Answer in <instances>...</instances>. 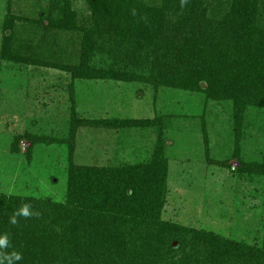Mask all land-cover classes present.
<instances>
[{
    "label": "trees",
    "instance_id": "1",
    "mask_svg": "<svg viewBox=\"0 0 264 264\" xmlns=\"http://www.w3.org/2000/svg\"><path fill=\"white\" fill-rule=\"evenodd\" d=\"M85 2L89 28L78 26L72 0H56L60 17L54 26L82 35L80 63L61 69L75 79L140 81L231 101L241 168L264 177V158L247 164L238 156L246 111L264 109V0H225L220 5L188 0L183 8L180 0ZM11 25L6 20L1 60L40 65L12 50ZM104 49L112 58L108 69L89 66L94 52ZM73 119L74 140L85 122ZM117 122L121 128L153 125L150 120ZM158 139L149 163L71 164L63 202L0 193V234H11L13 248L23 255L18 264H264V248L162 219L168 160L161 131ZM22 202H31L42 215L13 226L9 218Z\"/></svg>",
    "mask_w": 264,
    "mask_h": 264
},
{
    "label": "rangeland",
    "instance_id": "2",
    "mask_svg": "<svg viewBox=\"0 0 264 264\" xmlns=\"http://www.w3.org/2000/svg\"><path fill=\"white\" fill-rule=\"evenodd\" d=\"M72 3L78 26L91 27L85 0ZM59 17L56 0H0V52L10 20L12 50L40 64L0 57V193L63 202L71 164L149 163L161 131L168 160L162 219L263 249L264 177L241 168L233 103L140 81L75 79L59 66L80 63L82 35L56 28ZM108 51L94 52L89 66L108 69ZM73 117L85 122L74 140ZM147 120L153 125H116ZM238 134V156L262 163L264 109L249 108Z\"/></svg>",
    "mask_w": 264,
    "mask_h": 264
},
{
    "label": "clouds",
    "instance_id": "3",
    "mask_svg": "<svg viewBox=\"0 0 264 264\" xmlns=\"http://www.w3.org/2000/svg\"><path fill=\"white\" fill-rule=\"evenodd\" d=\"M187 4L188 0H180L181 8L185 7ZM131 14L136 16V9H133ZM142 19H146V17H142ZM41 215V212L37 210L31 202H22L10 216L9 223L13 226H17L20 219H39ZM10 248L13 250L9 251ZM22 259V253L13 248L11 234L8 232L0 234V264H18Z\"/></svg>",
    "mask_w": 264,
    "mask_h": 264
},
{
    "label": "water",
    "instance_id": "4",
    "mask_svg": "<svg viewBox=\"0 0 264 264\" xmlns=\"http://www.w3.org/2000/svg\"><path fill=\"white\" fill-rule=\"evenodd\" d=\"M173 246H174V247H177V243H174Z\"/></svg>",
    "mask_w": 264,
    "mask_h": 264
}]
</instances>
